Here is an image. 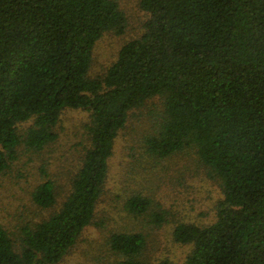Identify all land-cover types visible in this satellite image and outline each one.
Wrapping results in <instances>:
<instances>
[{"label": "trees", "instance_id": "obj_1", "mask_svg": "<svg viewBox=\"0 0 264 264\" xmlns=\"http://www.w3.org/2000/svg\"><path fill=\"white\" fill-rule=\"evenodd\" d=\"M139 7L142 32L90 76L97 40L126 29L117 0H0V173L20 150L53 143L65 109L89 113L88 144L67 194L46 218L23 226L17 244L0 224V264H57L98 224L115 138L153 97L162 109L143 137L145 153L166 158L193 147L222 193L211 223L175 224L173 240L190 247L181 264H264V0H139ZM31 199L54 207L55 181L44 178ZM149 204L137 193L124 208L139 215ZM106 243L112 264H150L141 259V232L110 231Z\"/></svg>", "mask_w": 264, "mask_h": 264}, {"label": "rangeland", "instance_id": "obj_2", "mask_svg": "<svg viewBox=\"0 0 264 264\" xmlns=\"http://www.w3.org/2000/svg\"><path fill=\"white\" fill-rule=\"evenodd\" d=\"M117 1L126 14V29L119 35L107 32L97 40L90 76L101 75L116 59L121 46L143 30L147 16L140 9L139 0ZM161 109L162 99L153 97L130 112L125 127L115 138L108 161L107 180L95 209L94 220L98 224L87 226L57 264H112L117 257L106 243L110 231L141 232L146 239L141 259L146 263L168 258L181 264L190 247L173 240L175 224L206 225L214 220L215 206L222 193L193 147H185L166 158L145 153L143 137ZM88 121L87 111L65 109L55 127L57 138L53 143L40 152L20 150L10 169L0 173V224L16 244L23 226L46 218L67 194L79 154L88 144L85 128ZM27 125L29 122L21 128ZM47 177L55 181L57 204L40 208L33 203L31 192ZM137 193L146 196L150 204L144 213L133 215L125 210L124 204ZM157 215L162 217L158 223Z\"/></svg>", "mask_w": 264, "mask_h": 264}]
</instances>
